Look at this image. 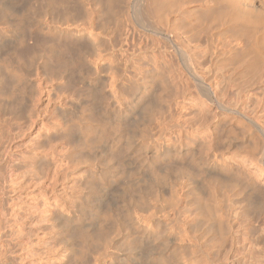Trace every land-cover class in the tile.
<instances>
[{"label": "rangeland", "instance_id": "374dc122", "mask_svg": "<svg viewBox=\"0 0 264 264\" xmlns=\"http://www.w3.org/2000/svg\"><path fill=\"white\" fill-rule=\"evenodd\" d=\"M133 1L0 0V264H151L150 255L159 252L167 253L171 264H264V165L256 163L263 141L254 126L264 124V63L212 55L216 45L226 47L229 40L201 25L191 39L208 41L191 61L194 74L187 73L178 59L152 56L154 46L145 35L137 39ZM146 79L156 80L152 88L159 96L152 102L142 89ZM149 103L151 113L143 108ZM112 106L124 113L128 108L120 125L129 129L127 136L133 134L132 147L153 152L183 146L184 153L197 151L210 163L229 165L233 174L226 178L232 182L216 190L194 181L201 196L216 190L201 202L180 180L174 195L167 191L159 202L142 204L146 167L136 164V150H121L119 167L108 158L100 166L93 154L102 153V143L75 126L99 122L103 108ZM79 139L91 142L90 149L81 148ZM99 169L115 176L104 183L107 191L91 197ZM133 170L139 181L134 172L136 180L127 179ZM130 194L138 196L136 203ZM197 203L214 215L212 231L197 226L200 213H208ZM62 206L78 213L76 219H56ZM108 213L126 219L124 226L133 217L132 228L142 225L158 237L145 240L131 231L132 242L118 226L122 223L116 228L111 217L105 220ZM78 228L90 232L86 241ZM160 241L165 250L157 246Z\"/></svg>", "mask_w": 264, "mask_h": 264}, {"label": "bare ground", "instance_id": "6f19581e", "mask_svg": "<svg viewBox=\"0 0 264 264\" xmlns=\"http://www.w3.org/2000/svg\"><path fill=\"white\" fill-rule=\"evenodd\" d=\"M109 2H110V0H109ZM109 2H108V4H109ZM59 3H60V1H59ZM111 3H112V1H111ZM133 22H134V26H135V30H136L137 39H139V37L143 34V35H145L148 42H150L154 46V48L151 50L152 56L158 57V58L164 57V58L178 59L184 63V65H185L184 70L187 73L194 74L195 68H194L193 64L191 63V61L196 58L195 56L197 54L202 53V51L200 50V46L203 43H207V41H208V39H206L205 37L198 39L196 42H194L193 39H191L192 32L194 31V28H197V27L199 28V26L201 27V25H203L205 27L210 26L209 28L213 34H215L218 37H223V38H226L229 40L228 43H226V45H225L227 48L224 47V45H223V47H221V45L218 46L220 43L218 45H216L215 46L216 49H215V51L213 50L212 55L216 56V55H219L221 53L227 57L228 56L231 57L233 55H236L238 57V55H239V57L241 56V57L246 58L245 60L247 61L246 62L247 64L257 65L259 63H264V0H134L133 1ZM177 26L180 29L177 28ZM225 50H226V52H225ZM203 54L205 55V53H203ZM20 56H22V55L20 54ZM59 63H61V62H59ZM154 81H156V80H154ZM154 81H152V82H154ZM152 82H149L146 79V82L144 81V87H142L143 91H146L147 93L151 94L153 97V98L151 97L152 99L151 100L149 99L147 102H152V100H155L156 96H159L157 94L158 91H156L155 89H154L155 91L153 90L152 86L154 85V83L152 84ZM158 85H159V83H158ZM161 85H163V84H161ZM206 88L209 90L210 87L206 85ZM161 89L162 88H160V90ZM128 91L131 92L130 90H128ZM149 94H147L146 96H148ZM148 97H150V96H148ZM154 103H155V101H153V104ZM153 104L149 103L148 105H144V106H146V107L143 106L144 111L146 109L148 111L150 106H151V108L154 107ZM129 106H131V104ZM90 108H92V107H90ZM101 108H103V107H101ZM106 108H108V107L106 106ZM106 108L104 107L103 112L102 111H101L102 113L100 112V115L103 117V120H101V116H98L99 119H96L97 121L100 120L99 121L100 123L96 122L95 120H91L90 122L88 121L87 123H86V121H84V123H86L84 125H81L80 124L81 122H79V124L77 123V124H75V126H78L77 127L78 129L80 128L81 134L83 136H84V134H87V136L92 134V135H94L93 137L98 139V140L95 139L94 140L95 142H98L100 140L99 144L102 143V144H100L102 147L101 146L99 147V148H101V150H103V151L100 150L102 153L100 152L101 154H98L99 152L98 153L95 152L96 153L95 154L93 152L94 153L93 154L94 160L89 159V160H93L94 162L96 159L98 161L97 163H99L100 166H102L101 164L103 163V158H108L109 161L117 164V166L121 165V164H119V162H120L119 160H121L120 159L121 157H122V159L124 157L121 150H125L127 153H128V151L136 150V152L134 151L136 161H138V163H136V164H139L141 166L146 167L145 176L143 173H142L143 177H142V174L140 175L142 177L141 182L143 181L144 183H146L142 192L140 191V193H139V190H138L140 198L138 197L139 195L137 193L133 194L134 196H135V194L138 195L137 197L142 202V204L146 203V201H148V199L150 201L153 200L154 202L155 201L159 202L158 199L162 200L164 198L163 195L167 191H170L173 194V191L175 192V189L179 188V186L178 187H176V186L181 181L185 182V184L189 188V191H191L193 193L195 199H196V197H198V198L199 197L200 198L205 197L206 198L208 196V194L212 195L213 192L218 190L219 189L218 186H220V190H221L222 189L221 187L229 186L226 184L224 185L223 183H231L232 182L230 179L226 178L229 176V175L227 176V174H230L229 172L232 171V169L230 168L229 165H227V164L217 165L215 162L210 163L199 152H197L195 150H194L195 152L193 153L192 151H190L188 149V151H185V153H184L182 151L183 146L180 147L177 145L176 147H172L171 149H165V150H159V149L155 148L152 152V150L148 149L146 146L140 145V143H139L140 146H138L137 142L136 143H137L138 147H132L133 144H131V142L133 143V140H131V139H133V138L130 139V137H133L132 136L133 134H130L128 132L129 135H131V136H129V135L127 136L126 130H129V129L128 128L123 129V127L120 125L121 124L120 121L123 120L125 115H127L126 113L128 112V108H127L126 113H124L125 111H122L121 109H119V107L116 108V107L112 106V107H109V108H112L110 110H108V109L106 110ZM130 108L133 109V107H130ZM134 110H136V109H134ZM129 111H131V110L129 109ZM151 112H153V111H150V113ZM91 113H93V112H91ZM94 114H96V112L93 113V115L91 114L92 118H93ZM108 114H109V116H111V119H109L110 117L108 118ZM143 114H144V112L142 113V115ZM90 119H91V117H90ZM92 121L96 122L97 124L95 125V124L91 123ZM254 124H256L254 126H256L258 128V131L260 133V137L262 138L261 140L263 141L262 152H259L258 157H256V163L259 165H264V124H259V122L258 123L254 122ZM132 128H133V126H132ZM54 130H55V127H54ZM66 132H63V133H66ZM77 132H78V130H77ZM125 132H126V134H125ZM68 133H70V132H68ZM67 135L68 134H66V136ZM119 137L120 138H123V137L128 138L129 137L127 140L124 138H123L124 140L120 139V140H123V142H125L124 146L123 147L121 146L122 148L120 147L121 144L119 145V143L121 142L119 140ZM135 137H138V136H135ZM79 141H80L79 146L80 147L82 146L81 148H84V147L86 148V146L91 143L90 142L87 144L85 141H83V139H81V140L79 139ZM93 142H92V144H93ZM123 142H121V143H123ZM141 144H143V143H141ZM95 145H94V148H95ZM92 147H93V145H92ZM81 148H79V149L81 150ZM88 149H90V148L88 147ZM88 149H86V150H88ZM93 151H94V149H93ZM125 151H124V153H125L124 155H126ZM81 152H82V150H81ZM120 152H121V155H120ZM90 153H91V151H90ZM86 155H85V158L88 157ZM88 155L90 156V154H88ZM90 158H92V156ZM93 161H91V162H93ZM157 162H158V165L156 166L155 163H157ZM106 163L108 165V162H106ZM110 165H111V163H110ZM110 165H108V167ZM139 165L137 168H139ZM122 166H123V164H122ZM135 168H134V170H135ZM102 169H99V171H97L94 174L95 177L94 176L92 177L93 179L95 178V180L98 182V184H96V185L93 184V185H95L94 187L92 185L93 189H92L91 197L95 196L97 194V191H101L103 188L105 189V187H103L104 183L107 180H109L110 178H114V176H115V175L112 176V172L108 173V170L106 171V170H102ZM111 170H115V169H111ZM134 170L131 172V174L127 173L129 175L127 177V179H129L130 177H131V179L132 178L134 179L135 174H137L138 169H137V171H134ZM122 171H123V169L120 172L118 170L120 175L122 174V176H123ZM141 171L139 170L138 173ZM133 172L135 173L134 175H132ZM142 172H144V171H142ZM139 174H137L136 179L138 178ZM225 174H226V176H225ZM232 174H233V171H232ZM120 175H118V176L122 177ZM236 176H237V174H236ZM243 177H245V176H243ZM136 179H134V180H136ZM139 179H137V181H139ZM129 181H130V179H129ZM194 181L195 182L198 181V182H196V186L198 185L199 182H201V184H203L204 187L209 184V186L207 188H209V189L218 188V189H216L213 192L211 190H208V191H211L212 193L208 192V193H205V194H207L206 196L205 195L201 196L200 188L198 189L195 187V185H193V184H195V183H193ZM133 182H135V181H133ZM107 183H109V182H107ZM127 183H128L127 185H130V182H127ZM138 183H140V182H138ZM182 184L184 185V183H182ZM222 184L224 186H222ZM186 185H184V186H186ZM141 186L143 188V185H141ZM89 188H91V187H89ZM128 188L130 189V187H128ZM128 188L126 187L124 190H126ZM133 188H134V185H133ZM134 190H136V189L134 188ZM177 193H178V190H177ZM202 194H204V193L202 192ZM84 195H86V194H84ZM111 196H113V195H111ZM132 196L130 194V197H129L130 201L133 200L136 203L138 200L137 197L135 200L134 199L135 197L131 199ZM88 197H89V194H88ZM88 197H86V198L88 199ZM120 197H122V196H120ZM127 198H128V196H127ZM200 198H199V200L198 199H196V200L197 201H201V200L203 201L205 199V198H201V199ZM87 199H85V200H87ZM117 199L118 198H116V200ZM121 199H124V198H121ZM129 199H126V201ZM130 201H128V203L125 202L127 204V206L129 205V207L131 206L130 205L131 203L129 204ZM206 201H207V198H206ZM201 202H199V203H201ZM135 203L132 202V205H134ZM74 205H76V203H74ZM106 206L108 207L109 205H106ZM112 206H114V205H112ZM198 206H200V205L198 204ZM204 207L207 208V209H205V210H207L206 212H208L206 215H209L208 210H210V209H208L207 205H205ZM126 208H125L126 212L129 211L131 213V211H132V210L130 211L131 208H128V207H126ZM198 209H202V211L201 210L200 211L205 212L203 210V207L201 208V206L198 207ZM57 210L58 211H56V219H57V217H59L60 220L64 219L67 222L73 220V218L76 219L75 216L78 215V213H71L70 209L67 210L63 206H62V208H59ZM65 210H67V215H65V214L63 215V212ZM71 210H72V208H71ZM77 210H80V209H76V212H77ZM72 212H73V210H72ZM78 212L81 213L80 211H78ZM113 212H115V211H113ZM65 213H66V211H65ZM109 214H110V216H107L106 219L104 218L106 221H107L108 217H111V213H108L107 215H109ZM125 214H127V213H125ZM125 214H124V217L126 216ZM210 214H211V211H210ZM200 215H201V218H199L200 221L197 223V226L199 227V229H201L202 232H204L203 229H208V231H212L213 230L212 227H214L213 225H215V221H216V219H214L215 221L213 220V217H212V219L210 218L213 214H211V216L209 215V217L206 215L204 216L201 213H200ZM115 216H116V214L114 213V217ZM104 217H106V216H104ZM77 218H80V217H77ZM115 218L114 219L112 218L113 220L112 219L110 220V221H113V223L110 221L109 222L112 224L115 223L114 224L115 227L117 226L116 222L118 224L122 223L118 226L122 225V228L124 229V232L127 235L129 232L131 233V231L134 233L137 232V234L139 233L141 235V236H139V234H138L137 236L145 238V240L148 238H151L152 236H153V238H154V236H156V235H153L154 234L153 232H152L153 233L152 234L151 231L149 232V231L145 230V228H143L142 225L137 226V227L135 225L136 228H132L131 224H129V221L133 217H131L129 219V221L127 220L128 222H126V223H128V224L127 225L125 224V226H124L123 222L126 219L124 221L122 219L121 221H123V222H121L119 220L120 217L118 218V220H116ZM127 218H128V216H127ZM75 221H74V223H75ZM76 223H75V225H76ZM128 225L131 226L130 229L128 228L129 227ZM132 225H133V221H132ZM216 226L218 227L219 225L217 224ZM111 227L113 229H115L114 226L111 225ZM102 228L103 227H101V229ZM107 228H109V226ZM209 228H210V230H209ZM216 228H215V230H216ZM78 229H77V232L83 240H85V238H89L88 237L90 235V234H88L89 231L87 232V230H84L85 228L84 229L80 228L79 230ZM128 229H129V231H128ZM102 230H104V229H102ZM220 230H221V228L219 226V229L217 230V232H220ZM208 231H206L205 233H207ZM122 232H123V230H122ZM213 232H215V231H213ZM102 234L104 235V233H102ZM105 234H107V233H105ZM213 234H216V233H213ZM128 236H127V238H128ZM137 236H135V238ZM133 237H134V235H133ZM156 237H158V236H156ZM102 238L104 239V236H102ZM132 239H134V238H131V241H132ZM137 239H138V237H137ZM152 242H153V240H152ZM159 243H160V245H157V246L160 247V250H162L164 247H162V249H161V245H163V244H161L162 243L161 241ZM156 244H155V246H156ZM164 246H165V244H164ZM155 248H154V250H157ZM165 249L166 248H164V250ZM157 251H155V252H157ZM150 256H151L150 259L148 257L147 258L149 259V263H151V264L152 263L153 264H155V263H157V264L158 263L159 264H171L172 263L170 260L171 258L165 252L155 253V254H152ZM119 264H128V263L125 260H122L119 262Z\"/></svg>", "mask_w": 264, "mask_h": 264}]
</instances>
